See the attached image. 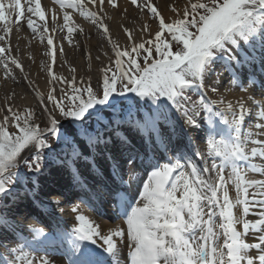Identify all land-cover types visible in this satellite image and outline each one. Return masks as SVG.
<instances>
[{
  "label": "snow or ice",
  "instance_id": "1",
  "mask_svg": "<svg viewBox=\"0 0 264 264\" xmlns=\"http://www.w3.org/2000/svg\"><path fill=\"white\" fill-rule=\"evenodd\" d=\"M127 3L0 0V85L19 75L35 102L0 101V264H264V0ZM85 24L95 83L90 53L87 75L54 70ZM25 25L44 90L12 43Z\"/></svg>",
  "mask_w": 264,
  "mask_h": 264
},
{
  "label": "bare ground",
  "instance_id": "2",
  "mask_svg": "<svg viewBox=\"0 0 264 264\" xmlns=\"http://www.w3.org/2000/svg\"><path fill=\"white\" fill-rule=\"evenodd\" d=\"M42 2V5L45 4V2ZM172 0H160L161 6L164 7L167 4H170ZM184 0H178L179 5H183ZM119 4L121 9L124 7H127L128 9V18H133L136 15L135 8L130 4L127 3V0H119ZM165 15H169L167 8H165ZM120 19V14H116V19H114L112 22H110L111 31L113 33L114 38L118 37L120 40V43L123 45L125 41V34L120 29V26L118 24V21ZM78 22H81L78 20ZM126 26H130L127 24V20L125 21ZM26 27V25H25ZM21 28L18 32L14 29L12 33V43L19 44L21 54L25 58V67L26 71L30 72V76L33 80L36 81L37 84L40 85L41 90H44L45 80H44V73L40 70V62L44 59H46L43 56L44 53V46L39 42V40H33L31 42V45L29 46V40H31V35L27 33V27ZM27 29V30H26ZM65 46V55L62 58H59L57 61V65L54 66V70L62 72L64 75H68L67 71V65H72L77 69V74L81 75H87L89 72L88 69V58L87 54L90 53L92 57L91 61V74L93 75V83H95V75L99 68H101L104 64L108 63L107 57H104L101 52L98 50L100 47H105L103 38L98 35V33L95 31V29L89 28L87 24H85V33L74 35V43L69 46L67 41H64ZM31 53L35 59V63H32L31 61L27 60V54ZM97 55H101V60L97 61L95 57ZM109 55H112V53H109ZM66 61L67 64L64 68H60L58 65L62 62ZM103 62V64L101 63ZM14 89L15 92L18 95L15 103L19 105H32L35 107L34 102V94L32 93L31 89L27 87V82L22 80V78L17 75V82L13 83L11 81L7 82L6 85H0V101H3V98L5 96L6 91ZM221 92L224 94V96L228 99H235L237 97H240L243 95L239 90L233 89L231 92L227 90V87L222 88ZM211 98H215L214 94H210ZM20 97H24V99H21ZM201 136L203 133L200 134ZM52 164H50L51 166ZM54 167V165L52 166ZM50 167V169L52 168ZM251 178H259V177H253ZM49 181V177L46 178ZM67 216L66 218L71 219L72 214L68 211L66 208ZM86 214V213H85ZM98 223H102V226L106 229L107 227H110L116 223L112 222H105L102 220H97ZM31 223V222H30Z\"/></svg>",
  "mask_w": 264,
  "mask_h": 264
},
{
  "label": "rangeland",
  "instance_id": "3",
  "mask_svg": "<svg viewBox=\"0 0 264 264\" xmlns=\"http://www.w3.org/2000/svg\"><path fill=\"white\" fill-rule=\"evenodd\" d=\"M175 50V49H174ZM193 99H196V97L193 95V97H192ZM43 126V125H42Z\"/></svg>",
  "mask_w": 264,
  "mask_h": 264
}]
</instances>
